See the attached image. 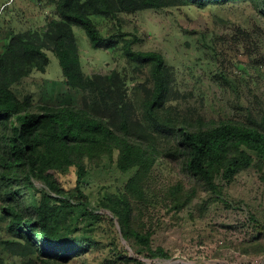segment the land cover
Segmentation results:
<instances>
[{
    "label": "rangeland",
    "instance_id": "rangeland-1",
    "mask_svg": "<svg viewBox=\"0 0 264 264\" xmlns=\"http://www.w3.org/2000/svg\"><path fill=\"white\" fill-rule=\"evenodd\" d=\"M111 1L110 10L104 0L76 3L111 46L95 49L82 28L71 26L85 78L84 84L74 85L63 76L48 38L58 20L56 0H0V54L17 35L35 42L43 53L9 84L20 102L28 100L34 112L46 105H68L96 113L115 129L126 125L133 140L150 147L151 166L143 176L145 170L139 173L137 188L129 181L138 170L119 171L117 151L111 157L84 158L86 176L79 184L75 167L48 170L44 175L61 195L33 177L34 189L54 198L56 232L77 239L65 264H264V236L259 233L264 227V177L259 166L230 183L218 178L219 194L206 192L183 173L175 140L178 129L196 127L199 121L233 120L264 133V13L249 0L204 8L180 0L150 8ZM127 43L134 51L164 58L168 93L152 118L147 112L154 86L151 66L131 61L124 50ZM112 74L119 77L117 88L106 81ZM2 130L0 124V138ZM178 184L183 191L173 189ZM77 187L86 205L69 198ZM109 196L129 202L130 225L149 234V249H162L166 257H152L147 248L122 236L106 206ZM5 204L0 197V264H43L46 259L33 240L18 233L5 215Z\"/></svg>",
    "mask_w": 264,
    "mask_h": 264
},
{
    "label": "trees",
    "instance_id": "trees-1",
    "mask_svg": "<svg viewBox=\"0 0 264 264\" xmlns=\"http://www.w3.org/2000/svg\"><path fill=\"white\" fill-rule=\"evenodd\" d=\"M180 1L182 5L204 8L231 0ZM249 1L264 13V0ZM77 2L78 0H56L58 20L52 23L54 27H51L48 38L54 45L67 82L82 85L85 78L79 71L71 26L82 28L95 49L109 48L111 44L100 35L86 14L77 9ZM111 2L104 0L106 10H110ZM125 2H137L136 6L142 8L179 4L177 0ZM124 50L131 61L151 66L154 86L147 103V112L152 118L155 109L160 108L167 98L164 58L156 52L134 51L129 43ZM42 57L43 53L36 43L26 41L20 35L13 38L4 54H0V124L3 128L0 138V197L6 202L3 208L5 215L12 220L18 233L33 240L38 252L46 259L43 264H65L75 251L73 246L77 239L62 237L56 232L57 214L51 203L54 198L35 190L32 185L33 177L45 180L51 193L61 195V190L51 177L44 175L48 170L59 171L64 168L66 171L75 167L76 183L79 184L86 176L84 158H99L103 155L111 157L117 151L119 171L128 173L138 170L129 181L132 188H137L136 182L147 172L152 159L148 144L133 140L124 124L120 129H115L108 121L96 117V113L91 114L68 105H46L40 107L39 112H34L28 100L20 102L9 89V84L23 76V69L28 63ZM118 80L117 74L106 78L110 88H117ZM177 131L175 140L182 156L183 173L206 192L219 194L220 186L216 184L218 178L230 183L237 174L253 165L259 166L264 177V133L257 128L233 120H221L207 123L199 121L196 127L188 124ZM173 189L181 192L184 187L178 184ZM69 198L86 205V197L78 187ZM108 200L109 205L106 206L117 218L125 239H133L138 245L147 248L152 257H166L162 249H149V234H142L130 225L131 207L125 198L109 196ZM61 202L67 204L65 201ZM259 233L264 236V227H259ZM50 260L56 262L52 263Z\"/></svg>",
    "mask_w": 264,
    "mask_h": 264
}]
</instances>
